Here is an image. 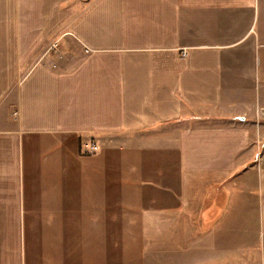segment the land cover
Listing matches in <instances>:
<instances>
[{"label": "crops", "instance_id": "crops-1", "mask_svg": "<svg viewBox=\"0 0 264 264\" xmlns=\"http://www.w3.org/2000/svg\"><path fill=\"white\" fill-rule=\"evenodd\" d=\"M262 109L264 0H0V264H264Z\"/></svg>", "mask_w": 264, "mask_h": 264}, {"label": "rangeland", "instance_id": "rangeland-1", "mask_svg": "<svg viewBox=\"0 0 264 264\" xmlns=\"http://www.w3.org/2000/svg\"><path fill=\"white\" fill-rule=\"evenodd\" d=\"M69 48H70V45H68V44L65 45V46H58V47H55V49L51 50L47 55H50V57H53L54 59H57L59 61L67 60V58L68 59L71 58V54L74 56V53L71 52L72 50H70ZM38 53H41V52H38ZM74 62H75V60H73V59L71 60L70 59V62H67V67H69V66L72 67ZM255 117L256 118L253 119L250 116H248V121L251 122V123H252V121H254L255 123H259V125H260L259 129H260V135L263 136V141H262L263 143H261V146H259V149H258V153H259L261 151L263 145H264V109L259 110V116L257 117V115H256ZM40 149H41V153L43 152V156H42L40 162H44V160L49 156L50 152L48 151V149L45 150L44 146H41ZM40 174H42V170H40ZM29 246H30L29 243L25 244L26 250L28 249ZM39 248L42 249L43 248V244L34 243L32 245V250L36 249V259L41 260V253H38Z\"/></svg>", "mask_w": 264, "mask_h": 264}, {"label": "built area", "instance_id": "built-area-1", "mask_svg": "<svg viewBox=\"0 0 264 264\" xmlns=\"http://www.w3.org/2000/svg\"><path fill=\"white\" fill-rule=\"evenodd\" d=\"M183 54H185V51H183ZM89 148L91 151L98 150V146L95 144V142L93 140L89 141Z\"/></svg>", "mask_w": 264, "mask_h": 264}]
</instances>
